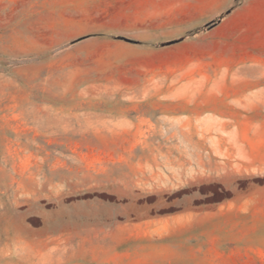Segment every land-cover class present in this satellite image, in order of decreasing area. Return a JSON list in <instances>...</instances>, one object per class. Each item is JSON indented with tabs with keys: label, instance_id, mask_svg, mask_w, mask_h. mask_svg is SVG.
Masks as SVG:
<instances>
[{
	"label": "rangeland",
	"instance_id": "1",
	"mask_svg": "<svg viewBox=\"0 0 264 264\" xmlns=\"http://www.w3.org/2000/svg\"><path fill=\"white\" fill-rule=\"evenodd\" d=\"M0 264H264V0H0Z\"/></svg>",
	"mask_w": 264,
	"mask_h": 264
},
{
	"label": "trees",
	"instance_id": "2",
	"mask_svg": "<svg viewBox=\"0 0 264 264\" xmlns=\"http://www.w3.org/2000/svg\"><path fill=\"white\" fill-rule=\"evenodd\" d=\"M85 37H79V38H77L76 40H74L73 42H76V41H80V40H82V39H84ZM72 42V43H73Z\"/></svg>",
	"mask_w": 264,
	"mask_h": 264
},
{
	"label": "water",
	"instance_id": "3",
	"mask_svg": "<svg viewBox=\"0 0 264 264\" xmlns=\"http://www.w3.org/2000/svg\"><path fill=\"white\" fill-rule=\"evenodd\" d=\"M125 40H129V39H126V38H125ZM19 61H23V60H19Z\"/></svg>",
	"mask_w": 264,
	"mask_h": 264
}]
</instances>
